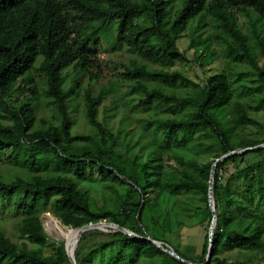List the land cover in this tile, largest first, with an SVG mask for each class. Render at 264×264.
Listing matches in <instances>:
<instances>
[{"label": "trees", "instance_id": "16d2710c", "mask_svg": "<svg viewBox=\"0 0 264 264\" xmlns=\"http://www.w3.org/2000/svg\"><path fill=\"white\" fill-rule=\"evenodd\" d=\"M105 46L111 54L129 53L130 60L103 84ZM175 62L197 63L204 75L198 80L172 69ZM17 92L24 97L14 99ZM43 101L52 112L40 119ZM81 101L91 134L73 132L72 110ZM129 103L147 113L134 142L99 113L103 105L129 122ZM260 112L264 0H0V155L9 151L10 161L21 159L28 169L0 176V202L13 201L20 216V241L0 229V264H71L65 241L53 240L47 253L46 212L78 238L74 228L99 221L140 236L88 230L75 247L77 264L206 263L209 231L202 253L185 255L167 236L150 235L144 214L166 196L199 193L209 230L212 167L225 154L214 171L217 215L206 264H254L264 254V146L256 147L264 137L233 134L220 115L243 129L260 124L254 116ZM214 143L219 150L208 160L186 156ZM49 163L59 171L42 174ZM88 169L98 171L113 205L95 206Z\"/></svg>", "mask_w": 264, "mask_h": 264}, {"label": "rangeland", "instance_id": "374dc122", "mask_svg": "<svg viewBox=\"0 0 264 264\" xmlns=\"http://www.w3.org/2000/svg\"><path fill=\"white\" fill-rule=\"evenodd\" d=\"M245 19V17L243 18ZM189 41L185 38L181 42V48L185 49ZM109 46L100 49V59L104 61L103 64V77L100 83L106 84L109 79L112 78V74L121 71V62L129 64L130 55L127 52L110 53ZM193 50L189 51V57L193 58ZM172 69L179 68L185 70L190 76L195 79L203 77L202 68L194 62H175ZM126 87V86H125ZM124 87V88H125ZM98 87H96V90ZM29 95L26 92L25 96ZM23 98L24 95H20L19 92L13 96V98ZM122 106V105H121ZM123 108V106H122ZM127 113L131 116V121L122 122V113L115 112L113 110H107L103 105L100 107V118L106 119L114 129H118L122 126L124 132H127L129 138L134 142L137 139V134L133 131L135 128H140L144 123V119L147 113L140 109L133 108L131 104L126 106ZM51 108L43 101L41 108L39 109L38 116L40 119L49 118L51 114ZM72 114L76 123L73 126L74 133H86L91 134L94 132V128L86 120L84 113V103L81 101L76 110H72ZM260 124H251L243 129L234 128L230 116L226 113H221L220 118L224 124L229 127L233 134H244L250 137L262 138L264 137V112L254 114ZM1 119V117H0ZM42 124L41 120L38 122ZM219 147L216 143L209 147V150L204 152L189 151L186 153L188 157H196L200 160H208L214 153H217ZM10 155L9 151L0 155V176L5 178H13L19 173L27 172L28 169L23 166V160L16 162L10 161L7 156ZM174 160L166 157V164H173ZM59 171L52 163L43 165L40 168L42 174L55 173ZM87 186L90 188L92 195L94 196V202L96 207L111 206L114 200L109 192V189L104 186L101 181L100 175L97 170L88 169L87 171ZM199 193H181L175 196H166L160 200L159 206L154 209H147L144 214V221L148 226V232L150 235L158 238L162 241L166 236L173 241V244L177 245L179 249L185 255H198L201 254L204 247L205 236L208 233L206 225V212L207 208L205 203L200 199ZM13 201L10 199L0 202V229L4 230L8 236L13 240H19L17 236L16 222L20 218L19 214L12 207ZM42 222L50 240L47 248V253L53 252L52 242L53 240H62L67 243L70 250L74 249L78 240V235L70 226L64 225L61 220L51 212H46L42 215ZM110 223V221H104ZM103 232L114 231L116 228L105 226ZM94 230V229H91ZM224 255L230 256V258L241 259V256L236 252H225ZM254 264H264V254H259L254 258ZM140 264H157V262L143 261Z\"/></svg>", "mask_w": 264, "mask_h": 264}, {"label": "water", "instance_id": "95a60500", "mask_svg": "<svg viewBox=\"0 0 264 264\" xmlns=\"http://www.w3.org/2000/svg\"><path fill=\"white\" fill-rule=\"evenodd\" d=\"M261 146H264V144H260L256 147H261ZM246 149H242V150H239V151H233L234 152H241V151H245ZM228 156V154H225L223 155L222 157L218 158L217 161L213 164V167H212V172H211V185H210V190H209V206H210V209L213 213V218H212V221H211V225H210V229H209V236H210V246L208 248V253H207V260H206V263L212 258L213 256V250H212V236H213V232H214V228H215V225H216V209H215V200H214V196H213V193H212V183H213V179H214V171H215V167L217 165V163L222 160L224 157ZM105 226H110V227H114V228H117V229H121L123 230L124 232L128 233V234H133L135 235L136 237H140L139 235L137 234H134V232H132L131 230L125 228V227H122L120 226L119 224L117 223H114V222H104V221H99V222H96V223H91V224H87V225H83L81 227H76L74 229H77L79 231V238L75 244V247L78 245L79 243V240L81 239V236L84 232L88 231V230H91V229H101V230H105ZM153 242L155 244H157L159 247H161L162 249H164L165 251L169 252L170 254H172L173 256L177 257L178 259L182 260V261H186L180 254H178L172 247L170 246H164L163 242L161 241H158V240H154L153 239ZM65 247H66V250H67V254L69 256V259H70V262L71 264H77L76 262V258H75V247L74 249L70 250L67 246V243L65 242ZM206 263H203V264H206Z\"/></svg>", "mask_w": 264, "mask_h": 264}]
</instances>
